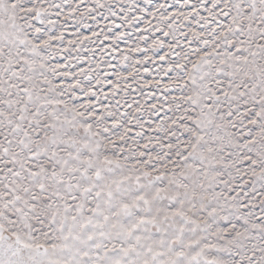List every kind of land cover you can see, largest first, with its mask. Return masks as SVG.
Segmentation results:
<instances>
[{"label":"snow or ice","instance_id":"obj_1","mask_svg":"<svg viewBox=\"0 0 264 264\" xmlns=\"http://www.w3.org/2000/svg\"><path fill=\"white\" fill-rule=\"evenodd\" d=\"M0 264H264V0H0Z\"/></svg>","mask_w":264,"mask_h":264}]
</instances>
